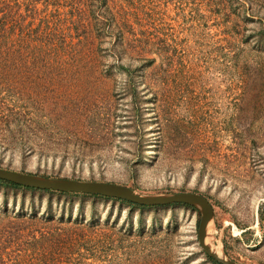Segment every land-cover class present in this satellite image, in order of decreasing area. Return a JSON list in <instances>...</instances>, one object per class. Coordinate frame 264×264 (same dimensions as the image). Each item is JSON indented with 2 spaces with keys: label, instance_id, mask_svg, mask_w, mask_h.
Here are the masks:
<instances>
[{
  "label": "rangeland",
  "instance_id": "rangeland-1",
  "mask_svg": "<svg viewBox=\"0 0 264 264\" xmlns=\"http://www.w3.org/2000/svg\"><path fill=\"white\" fill-rule=\"evenodd\" d=\"M231 1L145 0L171 60L155 56L137 74L132 63L131 88L110 53L96 78L33 84L40 97L15 106L39 133L20 119L25 134L0 144V168L202 194L215 210L210 242L238 264H264V0ZM200 219L183 205L142 209L0 183V264H213Z\"/></svg>",
  "mask_w": 264,
  "mask_h": 264
},
{
  "label": "trees",
  "instance_id": "trees-1",
  "mask_svg": "<svg viewBox=\"0 0 264 264\" xmlns=\"http://www.w3.org/2000/svg\"><path fill=\"white\" fill-rule=\"evenodd\" d=\"M217 1L216 5L222 8L233 3L231 0ZM151 6L145 0H0V144H5L8 134H25L20 124L22 118L34 130L35 133L30 131L32 135L37 137L39 130L34 127L32 113L28 114V119V115L15 106L17 101L40 97L31 91L33 84L55 82L61 75L64 81V75L70 73L91 74L96 78L101 60L110 53L119 62L118 68L128 74L125 86L131 88L130 85L135 84L132 63L140 62V66H136L139 68L135 70L137 74L155 67V56H164L170 61L167 42L160 37L156 25L157 8ZM126 52H131L126 58L129 61L127 68L122 63ZM103 68L102 73L107 75L109 67L105 69L103 65ZM25 75L31 76L32 80L29 78L27 82ZM17 76H22L19 92L14 90L18 84L14 77ZM149 80L152 81L145 72L143 83L147 84ZM13 124H18V131L12 129ZM22 151L24 155L33 152L32 149ZM0 183L16 189L40 191L1 180ZM9 229L6 231L12 235L14 229ZM210 262L218 264L211 259Z\"/></svg>",
  "mask_w": 264,
  "mask_h": 264
},
{
  "label": "water",
  "instance_id": "water-1",
  "mask_svg": "<svg viewBox=\"0 0 264 264\" xmlns=\"http://www.w3.org/2000/svg\"><path fill=\"white\" fill-rule=\"evenodd\" d=\"M0 180L26 189L80 194L126 201L142 207H168L186 205L199 212L198 241L205 255L218 264H238L230 259L223 250L210 242V228L214 225L215 210L204 195L192 192L143 195L135 189L110 182L84 181L68 178H53L31 173L0 168ZM219 247L222 254L213 248Z\"/></svg>",
  "mask_w": 264,
  "mask_h": 264
},
{
  "label": "bare ground",
  "instance_id": "bare-ground-1",
  "mask_svg": "<svg viewBox=\"0 0 264 264\" xmlns=\"http://www.w3.org/2000/svg\"><path fill=\"white\" fill-rule=\"evenodd\" d=\"M154 152V151H153ZM153 152H152V155H153ZM218 254H220L221 255V250H220V248H218V247H214L213 248Z\"/></svg>",
  "mask_w": 264,
  "mask_h": 264
}]
</instances>
